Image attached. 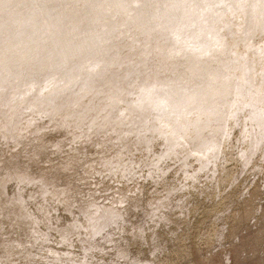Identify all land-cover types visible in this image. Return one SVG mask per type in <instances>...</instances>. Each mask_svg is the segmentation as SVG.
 <instances>
[{"label":"rangeland","instance_id":"rangeland-1","mask_svg":"<svg viewBox=\"0 0 264 264\" xmlns=\"http://www.w3.org/2000/svg\"><path fill=\"white\" fill-rule=\"evenodd\" d=\"M47 1L0 9V264H264V0Z\"/></svg>","mask_w":264,"mask_h":264},{"label":"bare ground","instance_id":"bare-ground-1","mask_svg":"<svg viewBox=\"0 0 264 264\" xmlns=\"http://www.w3.org/2000/svg\"><path fill=\"white\" fill-rule=\"evenodd\" d=\"M5 1H7V0H0V9H3L5 12H7L6 10H9L8 12H10V13H13V10H12V7L10 6V5H7V4H4L5 3ZM25 1V0H24ZM49 1V0H48ZM47 1V2H48ZM52 1V0H51ZM54 1H56L55 3H57L58 5H59V7H55V9H59V14H57L55 17H53V18H49V19H47L46 18V16L47 15H45V12L46 11H48V9H46V8H44L43 10H40V16L42 17L43 16V19L45 20V23H44V26H45V29L49 32H52L51 31V29L53 28V26H55V25H61V21H63L64 20V18H65V13H66V10L67 9H60V6H62V5H64V7L65 8H68V6H72V5H78L81 1H77V2H75L76 0H74L73 1V3H71V1L70 0H54ZM23 2V1H22ZM21 2V3H22ZM97 2V1H96ZM24 3H26V2H24ZM46 3V2H45ZM23 4V3H22ZM13 5V4H12ZM20 5V4H19ZM18 5V6H19ZM48 5H50V4H48ZM22 6V5H21ZM15 8V7H14ZM42 9V8H41ZM54 10V9H53ZM76 10V9H75ZM70 11V10H69ZM53 12V11H52ZM36 13V12H35ZM50 13V12H49ZM37 14V13H36ZM68 14V13H67ZM27 15V14H26ZM63 15V16H62ZM53 16V15H52ZM67 17V16H66ZM80 17V16H79ZM83 17H85V16H83ZM68 18V17H67ZM66 19V18H65ZM28 20V19H27ZM64 21H66V20H64ZM82 20H80V22H81ZM49 22L50 23H52V25H50L49 24ZM72 26V25H71ZM16 30V29H15ZM75 30V29H74ZM13 32V31H12ZM15 35V34H14ZM13 35V36H14ZM38 35V34H37ZM40 35V34H39ZM42 35V34H41ZM54 34H51V33H48L44 38L47 40V41H50V39H53V42L54 41H57V40H59V39H61V37L59 36V35H57V40L56 39H54ZM60 37V38H59ZM38 38V37H37ZM66 38V37H65ZM84 39H86V38H84ZM60 42V41H59ZM49 43V42H48ZM66 43V42H65ZM62 44V43H61ZM84 44H86L85 42H84ZM92 44H94V43H89L88 45H92ZM52 45H54L52 48L54 49L55 48V46H56V48L58 47V44L57 43H53ZM39 47H41V46H39ZM86 47V46H85ZM55 48V49H56ZM70 48V47H69ZM53 49H51L50 51H53ZM54 49V51H58L57 49L55 50ZM83 51L84 50V47H83V44L81 43V45H79V47L77 48V50H75L74 49V51H72L73 53L74 52H77V51ZM27 51V50H26ZM61 50H59L58 52H60ZM36 52H38V51H36ZM27 53V52H26ZM47 53V52H46ZM45 53V54H46ZM57 53V52H56ZM36 54L37 53H35V57H36ZM39 54V53H38ZM54 54V53H53ZM52 54V55H53ZM40 55V54H39ZM51 54H49L48 56H50ZM76 55H79V54H76ZM45 59L44 60H46L47 59V57H44ZM41 64V63H40ZM39 65V64H38ZM38 68H36V70H37ZM40 70H41V67H40ZM67 81H68V79H67ZM248 210V209H247ZM237 216V215H236ZM236 216H232V218H231V215H230V218L232 219L231 220V222L232 223H234L235 222V219L237 218ZM243 217V216H242ZM241 217V218H242ZM241 218H238V219H241ZM242 220V219H241ZM244 220H245V218H244ZM242 222V221H241ZM240 222V223H241Z\"/></svg>","mask_w":264,"mask_h":264}]
</instances>
